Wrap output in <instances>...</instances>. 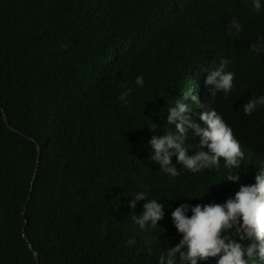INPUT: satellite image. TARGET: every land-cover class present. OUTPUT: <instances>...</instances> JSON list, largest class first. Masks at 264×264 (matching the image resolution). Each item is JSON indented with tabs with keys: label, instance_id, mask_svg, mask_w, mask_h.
I'll return each instance as SVG.
<instances>
[{
	"label": "trees",
	"instance_id": "obj_1",
	"mask_svg": "<svg viewBox=\"0 0 264 264\" xmlns=\"http://www.w3.org/2000/svg\"><path fill=\"white\" fill-rule=\"evenodd\" d=\"M262 38L252 0H0V264H159L181 236L171 212L195 188L188 170L173 180L149 159L152 134L174 130L163 99L224 56L234 89L206 96L264 149V108L243 112L264 95ZM145 190L165 205L147 232L131 219L144 202L128 206Z\"/></svg>",
	"mask_w": 264,
	"mask_h": 264
},
{
	"label": "clouds",
	"instance_id": "obj_2",
	"mask_svg": "<svg viewBox=\"0 0 264 264\" xmlns=\"http://www.w3.org/2000/svg\"><path fill=\"white\" fill-rule=\"evenodd\" d=\"M256 12L264 8L262 0H252ZM231 27L236 34L242 31V24L235 18ZM254 53L264 54V38L253 44ZM224 56L199 63L190 82L173 91L161 105L168 125L174 126L162 135H153L148 140L151 150L149 159L159 170L173 180L182 171L192 174L189 187L195 188L207 180L208 196L200 198L192 190L193 201L181 204L171 212V218L179 241H171L166 253L158 257L159 264H264V149L254 145L256 139L240 137L231 126L224 109L214 107L218 94L229 96L234 89L235 73L226 71L231 63ZM196 66V67H197ZM138 88L144 87V78L137 76ZM132 89L127 88L119 96L126 105ZM264 108V95L250 99L243 105L245 115ZM158 126L153 123L150 130ZM188 135L198 138V145L192 151L186 143ZM192 154H189V152ZM176 157L173 164L172 157ZM183 166L178 170L176 165ZM134 199L128 206L135 209L143 201L140 215L131 216L142 231L158 228L164 218L165 205L156 199H149L147 191L132 194ZM198 197V199L196 198ZM171 208V205H168ZM130 245L135 240L129 241ZM177 258L179 262H177Z\"/></svg>",
	"mask_w": 264,
	"mask_h": 264
}]
</instances>
